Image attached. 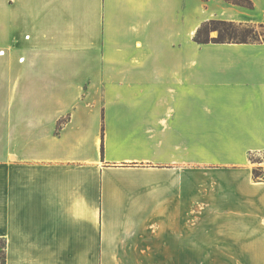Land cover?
Masks as SVG:
<instances>
[{
  "label": "crops",
  "instance_id": "crops-1",
  "mask_svg": "<svg viewBox=\"0 0 264 264\" xmlns=\"http://www.w3.org/2000/svg\"><path fill=\"white\" fill-rule=\"evenodd\" d=\"M251 1L0 0L5 264H183L195 174L264 237V42L194 41Z\"/></svg>",
  "mask_w": 264,
  "mask_h": 264
},
{
  "label": "rangeland",
  "instance_id": "rangeland-1",
  "mask_svg": "<svg viewBox=\"0 0 264 264\" xmlns=\"http://www.w3.org/2000/svg\"><path fill=\"white\" fill-rule=\"evenodd\" d=\"M252 27L258 33L259 38L264 39V28L259 27V24ZM210 37H218V31H211ZM4 94L5 92L2 94V98H4ZM64 120L67 119L61 121ZM250 161L253 165V179L258 182L264 181V154H254L250 157ZM194 173L192 172V174ZM198 175L195 174V177L192 175L191 178L190 249L188 252H184L183 264H264V251L259 249L260 244L253 245L252 247L255 249L245 248L249 246L245 242L257 243L264 238L258 229L261 226L259 225L260 221H263L249 219L244 212L237 213L238 218L231 219L228 215H224L219 206H216L219 208L216 209L204 202L206 200L203 197H198V194L205 191L203 185L208 184L213 177ZM215 201L214 205H218L219 201L216 199ZM234 231H237V236L232 241L236 243L230 248L229 243L226 242L230 241V233ZM2 244L0 240V248ZM158 253V264H168L166 252ZM3 256L4 253L0 250V264L3 262ZM181 263L179 262V264Z\"/></svg>",
  "mask_w": 264,
  "mask_h": 264
},
{
  "label": "trees",
  "instance_id": "trees-1",
  "mask_svg": "<svg viewBox=\"0 0 264 264\" xmlns=\"http://www.w3.org/2000/svg\"><path fill=\"white\" fill-rule=\"evenodd\" d=\"M228 2L252 9L253 3L251 0H226ZM252 24H238L235 22L225 20H210L204 22L197 30L194 41L199 44L207 43H261L264 39H260L258 33L253 29ZM259 27L264 28V24H260ZM218 31V37L211 38V31ZM64 121L59 123V127L63 125ZM2 241V247L0 250L4 253L3 262L5 264V248L6 243Z\"/></svg>",
  "mask_w": 264,
  "mask_h": 264
}]
</instances>
